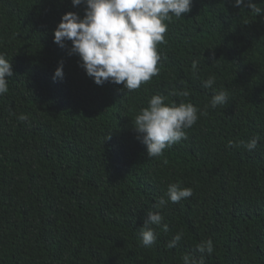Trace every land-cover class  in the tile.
Segmentation results:
<instances>
[{
	"label": "trees",
	"instance_id": "16d2710c",
	"mask_svg": "<svg viewBox=\"0 0 264 264\" xmlns=\"http://www.w3.org/2000/svg\"><path fill=\"white\" fill-rule=\"evenodd\" d=\"M69 12L83 18L85 6L0 0V53L13 71L0 96V264H183L184 254L200 259L208 239L204 264H264V17L232 0H192L189 13L166 21L159 74L127 92L97 86L69 55L71 42H53ZM209 76L215 83L204 88ZM221 89L228 103L206 108ZM157 94L206 115L150 158L133 127ZM255 136V150L240 146ZM170 183L193 195L154 208ZM152 211L168 231L156 228L146 249L140 228Z\"/></svg>",
	"mask_w": 264,
	"mask_h": 264
},
{
	"label": "clouds",
	"instance_id": "9594fccd",
	"mask_svg": "<svg viewBox=\"0 0 264 264\" xmlns=\"http://www.w3.org/2000/svg\"><path fill=\"white\" fill-rule=\"evenodd\" d=\"M71 4L85 6L83 18L69 12L61 17L60 23L53 32V42L65 47L71 42L69 55H78L80 66L86 75L92 78L97 86L105 82L123 85L127 92L138 90L142 84L159 74L158 64L161 56L157 46L164 44L168 24L173 18L179 20L191 11L192 0H71ZM232 6L247 8L257 17H264V8L257 6L253 0H232ZM195 63L193 67L195 68ZM13 76L11 61L0 53V96L9 91V79ZM54 78H63V64H59ZM215 77L209 76L204 88H211ZM172 94H177L173 92ZM180 96L188 97V91H181ZM227 90L221 89L214 94L206 108L215 109L228 103ZM166 97L153 95L148 106L141 108L134 118V131L137 138L146 146L150 158H160L166 149L187 139V130L206 115L191 103H165ZM20 120H27L21 115ZM259 137L240 142V146L248 151L256 149ZM235 146L229 141L228 147ZM166 162V161H165ZM193 195L191 188L182 187L180 183H170L165 196H161L154 208L165 207L169 202L179 203ZM147 220L140 228L141 246L151 248L157 241L156 228L167 232L168 226L163 223L160 211L147 213ZM178 232L167 244L169 249L175 248L182 239ZM201 258L189 254L182 256L183 264H204V255L214 252L211 239L197 245Z\"/></svg>",
	"mask_w": 264,
	"mask_h": 264
}]
</instances>
